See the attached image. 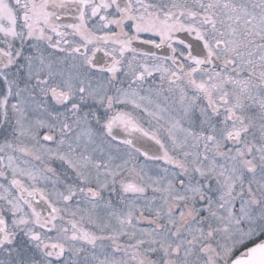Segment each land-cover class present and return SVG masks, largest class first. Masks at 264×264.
<instances>
[{
    "label": "snow or ice",
    "instance_id": "6c2138e0",
    "mask_svg": "<svg viewBox=\"0 0 264 264\" xmlns=\"http://www.w3.org/2000/svg\"><path fill=\"white\" fill-rule=\"evenodd\" d=\"M0 264H264V0H0Z\"/></svg>",
    "mask_w": 264,
    "mask_h": 264
}]
</instances>
